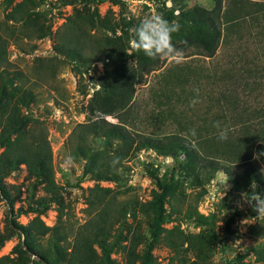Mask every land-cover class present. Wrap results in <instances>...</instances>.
<instances>
[{
	"label": "rangeland",
	"instance_id": "rangeland-1",
	"mask_svg": "<svg viewBox=\"0 0 264 264\" xmlns=\"http://www.w3.org/2000/svg\"><path fill=\"white\" fill-rule=\"evenodd\" d=\"M164 7L174 8L176 22L182 12L196 7L215 15L221 23L215 53L205 56L191 46L183 50L181 64L160 60L154 70H142L128 111L112 110L99 118L122 125L136 140L142 134L157 137L170 133L192 140L190 129L196 130V137L208 135L217 117L224 123L221 117L231 114L264 115V0H86L70 5H62V0H0V42L6 51L0 72L4 67L21 71L23 76L15 79L14 85L33 91L35 96L22 108V115L41 122L51 145L55 181L48 190L46 182L30 175L23 164L0 172V264H65L74 246L84 239L93 242L96 234L111 248L106 262L98 243L90 244L96 264H126L133 237L138 239L133 249L139 255L135 264L151 260L152 264H186L194 259L185 242L190 236L200 237L194 244L202 243L206 250L204 264H264L255 253L264 247V220L241 224L257 214L238 203L241 191L249 190L251 184L233 188L234 175L242 169L240 163L230 165L231 174L216 171L208 182L203 171L197 181L175 164L172 156L152 155L145 147L141 151H146L139 153L133 144L122 159L123 166L120 163L115 171L116 179L96 181L86 172L90 165L75 149V135L70 137L78 123L97 117L88 113L92 97L85 80L90 72L100 83L101 62L94 66L89 60L100 52L97 42L124 30L132 40L140 21L146 15H162ZM75 12L84 14V19L77 18L79 32L65 24L67 16ZM124 15L130 16L129 23L122 19ZM39 33L44 36L39 38ZM58 46L80 47L81 54L76 59L65 57ZM130 64L136 66L134 59ZM101 78L104 82L105 77ZM195 88L200 90L202 103L193 108L190 101ZM88 139L85 146L102 149L110 157L113 150L117 152L116 142ZM207 145L205 152L211 149ZM3 149L0 143V154ZM258 169L264 178V163ZM227 181L226 188L222 184ZM159 182L165 187L164 220L147 255L150 226L157 218ZM96 183L111 190H93ZM256 184L264 193L263 185ZM206 196L210 201L206 202ZM95 200L105 203L104 207L94 204ZM101 216L105 223L96 232L93 229ZM36 217L51 231L22 233L12 223L31 227Z\"/></svg>",
	"mask_w": 264,
	"mask_h": 264
},
{
	"label": "trees",
	"instance_id": "trees-1",
	"mask_svg": "<svg viewBox=\"0 0 264 264\" xmlns=\"http://www.w3.org/2000/svg\"><path fill=\"white\" fill-rule=\"evenodd\" d=\"M10 1L8 0L9 3ZM82 1L86 0H62V5L76 4ZM173 12V7H164L162 15L169 21H173ZM247 15L252 16L250 12ZM82 16H84L82 12H75L72 16H67L65 24L73 25L79 32L80 25L77 18L84 19ZM214 16L204 14L202 8L199 7L182 12L180 19L177 21L180 30L173 36V42L183 50L195 46L199 49L200 54L212 56L218 47L221 36L220 20ZM122 19L127 23L131 20L126 17ZM42 36L44 34H38L39 38ZM130 40L131 38L125 30L117 36L102 37L100 43L97 42L100 52L89 58L93 65L97 61L103 63V71L99 72L100 88L94 92L88 103V110L90 111L88 113L97 117L87 123H78L70 135V137L75 135L77 140L75 149L80 157L90 165L86 168V172H91L94 175L93 179L96 181L112 180L115 178V171L119 168L120 163V167L123 166L122 159L128 155L131 147L135 144L136 151L145 147V149L152 150L158 156H172L175 164L187 175H192L197 181L201 180L203 171L206 173L204 176L205 182H208L216 171L223 170L225 173L231 174L232 166L230 168V165L240 163L239 167L242 169L234 175L233 188H237L242 183L249 184L253 180L264 187V178L258 169V165L264 163V115L259 113L254 115V112H252L250 116L244 117L242 113L238 115L231 114L229 118L226 116L221 117L224 120L223 124L233 129L229 138L225 141L217 138L215 127L208 135L195 136L192 140L185 137V135L176 133L157 137L142 134L136 140L122 125L99 118L102 113L112 110H119L120 113L128 111L131 107L134 84L142 80V70L152 71L160 63L159 59L149 58L142 51L135 49L130 44ZM58 50L62 55L71 59H76L81 54L80 47L72 49L67 48V46H58ZM5 54V46L0 42V60H5ZM131 59H134L135 67H131ZM2 70L4 71L0 72V143L4 149L0 154V172L6 171L5 169L13 170L18 165L23 164L30 175L43 179L46 182V188L50 190V187L55 186L51 145L41 122L36 118L27 119L22 115V108L28 106L35 95L30 89L14 85L15 79L20 80L22 78L21 71H9L7 67ZM101 77H105L104 82ZM120 119H124V117ZM216 121H220V118L217 117ZM29 123L31 124L29 125ZM33 128H38L39 131L34 133L32 132ZM88 136L92 139L101 138L108 144L116 142L117 152L113 150L110 157L102 149L94 148L90 144L85 146L84 141L90 143ZM208 142L210 145H207ZM205 145L211 147L207 152L204 151ZM181 155L184 157L182 160L179 159ZM117 159L118 163L114 165L113 161ZM240 174H242V180L239 179ZM93 188V190L100 191L111 190V188L100 186L99 183H96ZM159 188L160 192L157 195L159 203L155 209L157 218L154 224L150 226V239L145 251L147 255L150 253L153 241L156 239L164 220V216L161 215L163 193L165 192L163 183H158ZM204 192L205 190L202 189L201 195ZM91 203H93L92 200ZM94 204H102L103 207L105 205L101 200H95ZM124 211L125 209H123ZM103 213H107L104 208ZM104 217L101 216L99 221L96 222L97 226L93 229L94 231L99 232L103 229ZM12 223L22 233L29 232L31 229H35L38 234L51 231V228L46 226L39 217L32 220L31 227L21 226L15 221H12ZM98 236L95 235L96 240L93 242L84 239L80 245L74 246L70 253V260L65 264H96L93 257L94 249L90 246L92 243H98L102 249L104 260L109 262L111 248H106L104 244L106 239L98 238ZM195 239L201 240L198 236H190L185 240L194 255V259L189 260L186 264H204L206 250L203 248L202 243L195 245ZM137 244L138 239L131 238V250L126 264H135L139 259V255L137 256L133 250ZM255 253L264 262V247L257 248ZM146 257L148 258V256ZM152 263L151 260L144 264Z\"/></svg>",
	"mask_w": 264,
	"mask_h": 264
},
{
	"label": "clouds",
	"instance_id": "clouds-1",
	"mask_svg": "<svg viewBox=\"0 0 264 264\" xmlns=\"http://www.w3.org/2000/svg\"><path fill=\"white\" fill-rule=\"evenodd\" d=\"M180 30V25L176 21H169L163 15H146L133 29V38L131 40L132 46L142 51L146 56L152 59H159L169 61L175 64L183 63L185 59L184 51L182 48L176 46L173 42V36ZM195 96L190 101V107L195 108L202 101L200 97L199 88L193 89ZM213 126L217 129V138L225 141L229 138L233 129L224 125L221 121H215ZM190 134L195 137L196 130L190 129ZM118 159L113 161L115 165ZM225 187H229L228 181L223 183ZM258 186L253 180L249 186V190L241 191L240 202L251 207L257 215L252 218L243 219L242 225H249L250 221L255 223L264 220V193L257 190ZM224 195V193H223ZM239 242V241H238Z\"/></svg>",
	"mask_w": 264,
	"mask_h": 264
},
{
	"label": "built area",
	"instance_id": "built-area-1",
	"mask_svg": "<svg viewBox=\"0 0 264 264\" xmlns=\"http://www.w3.org/2000/svg\"><path fill=\"white\" fill-rule=\"evenodd\" d=\"M136 1H140V0H126V2L127 3H135ZM129 9L130 10H132V11H134V8L133 7H129ZM125 16V15H124ZM126 18H128V19H130V16L129 15H126L125 16ZM98 62H101V61H97V62H95V64L94 65H96ZM101 64V66H102V71H103V63L101 62L100 63ZM85 80H86V83H87V85H88V89H89V93L88 94H90V96L89 97H92V95L94 94V92L95 91H97V90H99V88H100V84L99 83H97V82H95L93 79H92V76H91V73L89 72V75H85ZM142 151H146L145 149L144 150H142ZM141 151V149L139 150V153L140 152H142ZM147 151H150L151 153H152V155H156V156H158L157 154H155V152H153L152 150H147ZM149 152V153H150ZM206 202L207 201H210V199H209V197L208 196H206Z\"/></svg>",
	"mask_w": 264,
	"mask_h": 264
}]
</instances>
